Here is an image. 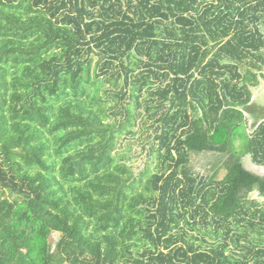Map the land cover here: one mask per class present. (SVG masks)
I'll return each mask as SVG.
<instances>
[{
  "label": "trees",
  "instance_id": "obj_1",
  "mask_svg": "<svg viewBox=\"0 0 264 264\" xmlns=\"http://www.w3.org/2000/svg\"><path fill=\"white\" fill-rule=\"evenodd\" d=\"M262 82L264 0H0V264H264Z\"/></svg>",
  "mask_w": 264,
  "mask_h": 264
},
{
  "label": "rangeland",
  "instance_id": "obj_2",
  "mask_svg": "<svg viewBox=\"0 0 264 264\" xmlns=\"http://www.w3.org/2000/svg\"><path fill=\"white\" fill-rule=\"evenodd\" d=\"M246 117L248 118L249 125L251 126L255 120L261 119L264 117V82L260 84V86L253 91V97L250 105L248 108L245 109ZM133 154V153H132ZM211 160L213 161L214 158H211L209 156H196L193 157V168L197 171L202 173L203 175H210V163ZM136 161V160H135ZM242 164L245 169L257 173L259 175L264 174L263 169H259L251 164L249 158L243 157L241 159ZM137 164H140V162H137ZM50 243L52 247H54V244L58 240V234L54 233L50 236Z\"/></svg>",
  "mask_w": 264,
  "mask_h": 264
}]
</instances>
